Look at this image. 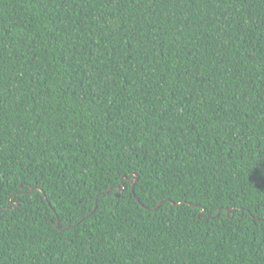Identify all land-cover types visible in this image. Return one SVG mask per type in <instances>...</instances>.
I'll list each match as a JSON object with an SVG mask.
<instances>
[{
    "label": "trees",
    "instance_id": "1",
    "mask_svg": "<svg viewBox=\"0 0 264 264\" xmlns=\"http://www.w3.org/2000/svg\"><path fill=\"white\" fill-rule=\"evenodd\" d=\"M262 171L264 0H0V264H264Z\"/></svg>",
    "mask_w": 264,
    "mask_h": 264
},
{
    "label": "snow or ice",
    "instance_id": "2",
    "mask_svg": "<svg viewBox=\"0 0 264 264\" xmlns=\"http://www.w3.org/2000/svg\"><path fill=\"white\" fill-rule=\"evenodd\" d=\"M133 174L136 176V181H139L140 179L139 175L136 173ZM127 179H128V173L120 174L119 183L123 185L125 188L127 187V185L124 184V181H126ZM259 183H264V171H262L259 176ZM132 187L133 189L135 188V181L133 182ZM0 189H2V185H0ZM0 195H2V191H0ZM81 203H83V201H81ZM259 207L261 209H264V200L260 201ZM52 211L55 212V208H53ZM203 211H206V209H203ZM221 211H223V208H221ZM262 222H264V220H262Z\"/></svg>",
    "mask_w": 264,
    "mask_h": 264
},
{
    "label": "water",
    "instance_id": "3",
    "mask_svg": "<svg viewBox=\"0 0 264 264\" xmlns=\"http://www.w3.org/2000/svg\"><path fill=\"white\" fill-rule=\"evenodd\" d=\"M136 174H137V173H136ZM134 180H135V182H137V181H136V176H135ZM32 190H34V188H32L30 191H32ZM119 190H122V188L119 187ZM109 191H110V190H109ZM109 191H108V192H109ZM18 204H19V203H17L16 207L18 206ZM162 204H163V202L160 203V205L156 208V210H157ZM179 205H181V203H179ZM234 211H235V209H232V210H229L228 213L231 214V213H233ZM220 212H221V209L219 210L218 215L220 214ZM0 213H1V210H0Z\"/></svg>",
    "mask_w": 264,
    "mask_h": 264
}]
</instances>
